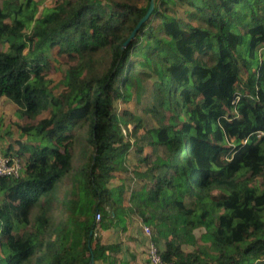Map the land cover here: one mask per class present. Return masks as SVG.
Returning a JSON list of instances; mask_svg holds the SVG:
<instances>
[{"label": "trees", "instance_id": "trees-1", "mask_svg": "<svg viewBox=\"0 0 264 264\" xmlns=\"http://www.w3.org/2000/svg\"><path fill=\"white\" fill-rule=\"evenodd\" d=\"M45 1L0 0V264H134L135 221L164 262L264 264V0H154L123 49L150 0ZM146 86L149 127L114 106Z\"/></svg>", "mask_w": 264, "mask_h": 264}, {"label": "rangeland", "instance_id": "rangeland-1", "mask_svg": "<svg viewBox=\"0 0 264 264\" xmlns=\"http://www.w3.org/2000/svg\"><path fill=\"white\" fill-rule=\"evenodd\" d=\"M53 1L54 0H46L45 2L46 3H49V2L52 3ZM67 64L68 63H67V60L65 59V57L56 56V50H52L51 55L49 56V68L47 69L46 76L48 78L54 80L55 82L58 81L63 76L64 70L66 69ZM136 69L137 70H143L142 64H137ZM59 90H60V87L57 88V91H59ZM141 93L142 94H141L138 102L136 100H131L127 103H121L119 105L117 103H115L114 106L116 107L118 113H121L124 110L128 111L131 114H134L135 116L140 117L141 120H143V124L147 125V127L153 126L155 124V121L150 117V114L148 115V112H146L147 108L150 107V104L152 103V97H151V94L149 91V87L146 86L144 88V91ZM14 112H15V108L8 100H5V99L0 100V117L2 118V121H3L2 125L6 126L5 128H7V129H11L10 127H11L12 122L16 120V115L14 114ZM132 126H133V124H129L127 126V130L128 129L131 130ZM122 130H125V129L122 128ZM125 132H126V130H125ZM144 132H145V130H142V131L140 130L138 132L137 136L142 135ZM15 136H16V133H15V131L13 133V129H12V136H10L9 140L14 141L16 138ZM6 147H7V144H5L3 148H6ZM13 148H15V149H13L11 152H9V155L17 158L22 163V161H21L22 159L19 158L18 156H16V154H15V150H17V147L14 146ZM74 165H75V159L73 158L72 159V166L74 167ZM116 185H117V181H112L109 184V186H111V187L116 186ZM127 185L129 188L130 181H129V183L127 182ZM136 222L138 224V226H137L138 229H140L141 228L139 226L140 222L139 221H136ZM136 222H134V225L136 224ZM134 225L127 232L126 231L120 232L118 229L110 231L108 237L105 236V241L107 240V238L110 241H112V240L114 241V240H116V238L117 239H119V238L124 239V241H122L123 245H125V246L126 245H133V248H134L137 255H141L144 252L143 254H144V256H146V243H144L142 240H140L141 241L140 242L138 239L134 238V240H137L136 242L138 244L137 245L138 252H137V249H135V243L127 242L125 240L126 238H129L128 236H131V230L133 229ZM200 232H202V230L196 231L195 234L199 235ZM132 233H133V231H132ZM139 236L140 237L143 236V238L145 236L142 233V228H141V234ZM131 240H133V239H131Z\"/></svg>", "mask_w": 264, "mask_h": 264}, {"label": "built area", "instance_id": "built-area-1", "mask_svg": "<svg viewBox=\"0 0 264 264\" xmlns=\"http://www.w3.org/2000/svg\"><path fill=\"white\" fill-rule=\"evenodd\" d=\"M129 130V129H128ZM122 134L125 136V130H122ZM263 135L262 133L259 134ZM21 162L15 157L12 156H4L1 152L0 148V179L13 177L17 178L21 173ZM94 220L96 225L100 221V216L98 213L95 214ZM142 233L146 238V259L148 260V264H174L172 261L164 262L157 245L152 241V230L151 228L142 225Z\"/></svg>", "mask_w": 264, "mask_h": 264}, {"label": "crops", "instance_id": "crops-1", "mask_svg": "<svg viewBox=\"0 0 264 264\" xmlns=\"http://www.w3.org/2000/svg\"><path fill=\"white\" fill-rule=\"evenodd\" d=\"M136 222V221H135ZM138 224L136 222V224L134 225L133 229L131 230V237L135 238V239H138L139 241L142 240L144 243H146V241L144 240L143 236H139L141 234V228L138 229ZM139 226L141 227V224H139ZM133 231V233H132ZM121 241H124V239H121ZM107 241V240H106ZM113 241V240H112ZM137 241V240H136ZM141 242V241H140ZM135 249H137V242H135ZM139 243V242H138ZM133 248V245H129V249ZM134 250V248H133ZM137 252H138V249H137ZM144 253V252H143ZM141 254V255H137V260L134 262V264H148L147 262V259H146V256H144V254ZM126 259H127V256H126Z\"/></svg>", "mask_w": 264, "mask_h": 264}, {"label": "water", "instance_id": "water-1", "mask_svg": "<svg viewBox=\"0 0 264 264\" xmlns=\"http://www.w3.org/2000/svg\"><path fill=\"white\" fill-rule=\"evenodd\" d=\"M153 7H154V0H150L149 1V6H148V9H147V12L141 18V20L137 23V25H136L135 29L132 31L131 35L125 40V42H123V44L121 46V49L125 48L128 45V43L134 37V34H135L136 29L141 25V23H143L149 17L150 13L153 10ZM89 264H93V256L90 257Z\"/></svg>", "mask_w": 264, "mask_h": 264}]
</instances>
